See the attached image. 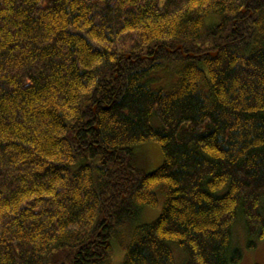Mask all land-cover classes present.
Here are the masks:
<instances>
[{
    "label": "trees",
    "instance_id": "trees-1",
    "mask_svg": "<svg viewBox=\"0 0 264 264\" xmlns=\"http://www.w3.org/2000/svg\"><path fill=\"white\" fill-rule=\"evenodd\" d=\"M240 229L264 241V0H0V264H239Z\"/></svg>",
    "mask_w": 264,
    "mask_h": 264
},
{
    "label": "rangeland",
    "instance_id": "rangeland-1",
    "mask_svg": "<svg viewBox=\"0 0 264 264\" xmlns=\"http://www.w3.org/2000/svg\"><path fill=\"white\" fill-rule=\"evenodd\" d=\"M182 50H184L183 47ZM174 51H175L174 48H168L167 50L168 53L172 54L171 57L173 59L179 60L183 56V51L182 53L181 51H177L181 53L180 55L181 57H177L178 56L177 52ZM173 59L171 60V62H173L174 64L170 63L168 69L159 73L160 78L158 76L159 79H157L159 84L156 85V87L161 86L164 89L168 90L178 80L177 69L179 66H177V62L174 61ZM96 111L97 109L95 108L94 113H96ZM146 144L147 145L143 147V150L139 152L138 166L146 172H153L163 164L164 155L158 143L150 142ZM158 201L159 203L157 207L155 208L145 207L143 209L142 214L136 223L138 226L152 223L159 218L165 206V195L163 194V192H158ZM243 235L244 233L243 230L241 229L238 231L236 235L239 238L237 242L238 246L242 248L245 252L244 259L239 264H264V241L260 243L258 248H256L255 250H247L246 247L247 240L246 238L243 237ZM113 247H114V255L112 259V264H123V259H124L123 251L119 248L118 244L115 241L113 242ZM176 251H177L176 254L178 256L180 250L177 249ZM179 259L180 257L178 258V260Z\"/></svg>",
    "mask_w": 264,
    "mask_h": 264
},
{
    "label": "water",
    "instance_id": "water-1",
    "mask_svg": "<svg viewBox=\"0 0 264 264\" xmlns=\"http://www.w3.org/2000/svg\"><path fill=\"white\" fill-rule=\"evenodd\" d=\"M246 12H247L246 10L243 11V13H246ZM250 16L252 17L253 14L251 13ZM178 49H179V50H182V47H181V46H178ZM178 49H177V50H178ZM169 52H170V50H169ZM211 55H212V57H214V58L217 56L216 53L211 54ZM188 56L193 57L194 55H192V54H191V55H184V57H186V58H187ZM128 59H131V56H130V55H128Z\"/></svg>",
    "mask_w": 264,
    "mask_h": 264
}]
</instances>
